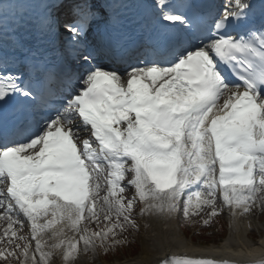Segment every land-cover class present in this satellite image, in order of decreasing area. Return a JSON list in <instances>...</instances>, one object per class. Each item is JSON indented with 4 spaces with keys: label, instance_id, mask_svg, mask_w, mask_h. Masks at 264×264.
I'll list each match as a JSON object with an SVG mask.
<instances>
[{
    "label": "snow or ice",
    "instance_id": "1",
    "mask_svg": "<svg viewBox=\"0 0 264 264\" xmlns=\"http://www.w3.org/2000/svg\"><path fill=\"white\" fill-rule=\"evenodd\" d=\"M158 6V50L170 59L120 68L91 63L87 36L97 5L54 0L53 22L64 13L83 67L80 88L55 115H40L47 94L19 69L10 72L15 58L0 51V102L17 101L10 111L0 107L5 264H51L58 250L63 264H74L81 243L85 252H107L139 230L137 215L190 220L207 207V225L224 207L237 216L264 204V23H250L249 0H228L207 31L171 0ZM7 13L0 0V19ZM25 223L31 239L20 234ZM155 264L217 262L171 255Z\"/></svg>",
    "mask_w": 264,
    "mask_h": 264
},
{
    "label": "bare ground",
    "instance_id": "2",
    "mask_svg": "<svg viewBox=\"0 0 264 264\" xmlns=\"http://www.w3.org/2000/svg\"><path fill=\"white\" fill-rule=\"evenodd\" d=\"M258 206L262 209V214L259 215V219L264 218V204L257 203ZM140 207V206H139ZM231 226L233 237L231 239H226L217 246H197L193 247L195 244V239H184L180 234V228L183 227V221L177 220L176 215L172 217H155V216H139L138 220L140 221V233L142 239L141 252L138 256L116 263L110 264H155L156 261L164 259L168 256L175 255L178 250L183 252L196 253L193 255V258H210L211 256L208 252H225L228 249V246H243L248 245L247 242L255 241L254 234L247 235L244 237L245 232L247 231V225L242 222V218H245V215L233 216L232 211L230 210ZM91 226V225H88ZM91 228V227H89ZM66 234L68 237L73 235V232L66 229ZM25 236V235H24ZM31 238V237H30ZM245 238V239H244ZM43 240L48 241V235L46 234L42 237ZM248 240V241H247ZM51 243L52 241H48ZM260 244H264V238L261 237ZM33 248L35 242L32 241ZM264 249V246L262 247ZM83 244L80 245V252L78 257L75 259L74 264H83L82 258ZM259 251H263L259 249ZM98 257L101 256V250L98 249ZM51 263L63 264L61 251L58 250L55 256L52 259ZM220 264H248V262H219ZM90 264V263H89ZM102 264H107L102 262Z\"/></svg>",
    "mask_w": 264,
    "mask_h": 264
},
{
    "label": "rangeland",
    "instance_id": "3",
    "mask_svg": "<svg viewBox=\"0 0 264 264\" xmlns=\"http://www.w3.org/2000/svg\"><path fill=\"white\" fill-rule=\"evenodd\" d=\"M258 217H259L258 214L255 215L252 218V221L255 227H257V231H263L264 220L260 221L259 223ZM190 221H194V219H190ZM197 222L198 224L196 226L185 224L183 230L186 232L187 235H189V237H195V239L203 242H210L212 240L219 239L220 236L223 234V232L228 231L229 228L226 217H223L221 220L217 218L210 227H205L202 220L200 219ZM137 224L139 225L138 220H137ZM252 227L253 226H251L250 229H252ZM139 230L129 229L127 232L123 233V235H121L119 239L121 240L126 239L127 243L121 244L119 245V247H116L114 250H112L109 253L108 257L112 259L111 257H113V254L119 255L121 257L123 256L130 257L131 255H133V253L137 252L142 245L141 234ZM90 256L94 257L93 255ZM88 259L93 261L92 260L93 258H88ZM11 262L15 263V261H11ZM1 264H5V262H2ZM84 264H86V262H84Z\"/></svg>",
    "mask_w": 264,
    "mask_h": 264
}]
</instances>
